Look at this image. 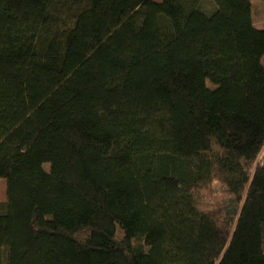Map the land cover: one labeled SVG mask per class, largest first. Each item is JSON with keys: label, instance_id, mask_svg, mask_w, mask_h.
Instances as JSON below:
<instances>
[{"label": "trees", "instance_id": "16d2710c", "mask_svg": "<svg viewBox=\"0 0 264 264\" xmlns=\"http://www.w3.org/2000/svg\"><path fill=\"white\" fill-rule=\"evenodd\" d=\"M210 1L0 0V264H264V28Z\"/></svg>", "mask_w": 264, "mask_h": 264}, {"label": "rangeland", "instance_id": "374dc122", "mask_svg": "<svg viewBox=\"0 0 264 264\" xmlns=\"http://www.w3.org/2000/svg\"><path fill=\"white\" fill-rule=\"evenodd\" d=\"M202 8L210 11L213 9V3L210 0H202ZM252 21L257 28H264V0H252ZM261 62L264 66V56ZM193 193L197 207L216 217H222L229 206V199H232L227 187L221 182L200 184ZM5 200L6 183L3 178H0V202Z\"/></svg>", "mask_w": 264, "mask_h": 264}]
</instances>
